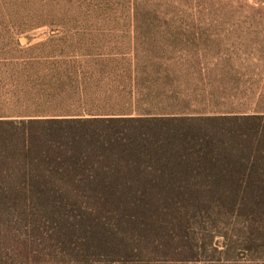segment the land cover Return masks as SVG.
I'll return each mask as SVG.
<instances>
[{
    "label": "trees",
    "instance_id": "1",
    "mask_svg": "<svg viewBox=\"0 0 264 264\" xmlns=\"http://www.w3.org/2000/svg\"><path fill=\"white\" fill-rule=\"evenodd\" d=\"M79 33L32 47V107L0 119V264L196 259L203 221L263 226L264 115H210L203 56Z\"/></svg>",
    "mask_w": 264,
    "mask_h": 264
},
{
    "label": "rangeland",
    "instance_id": "2",
    "mask_svg": "<svg viewBox=\"0 0 264 264\" xmlns=\"http://www.w3.org/2000/svg\"><path fill=\"white\" fill-rule=\"evenodd\" d=\"M0 32H35L40 35L32 37L35 42L45 40L43 34L49 32H80L94 41L97 32H159L161 38L149 37L160 41L155 46L133 48L126 41L129 38L118 35L115 42L121 43L110 46L142 54L151 48L167 56L198 54L212 63L264 52L242 45L264 36V0H0ZM174 35L186 43L161 42ZM203 223L195 228L196 259L171 261L146 253L132 261L73 263L63 257H44L32 264H264V225L255 229L244 217Z\"/></svg>",
    "mask_w": 264,
    "mask_h": 264
},
{
    "label": "crops",
    "instance_id": "3",
    "mask_svg": "<svg viewBox=\"0 0 264 264\" xmlns=\"http://www.w3.org/2000/svg\"><path fill=\"white\" fill-rule=\"evenodd\" d=\"M35 32H0V119L20 118L13 114L14 110L24 107H32V92L30 79L32 71V47L50 48L76 42V40L61 39L69 35L66 32H49L43 34L45 40L37 41L32 37L40 36ZM114 39H101L96 42L88 40L86 46H100V42L110 44L115 42L116 37L123 36L134 48L155 46L159 40L149 37L162 35H149L150 32H115ZM152 33V32H151ZM159 33V32H158ZM118 35V36H117ZM103 40V41H102ZM125 42V41H124ZM163 44L181 45L186 40H180L179 35L170 36L167 40L162 39ZM126 43V42H125ZM122 45V44H121ZM236 45V46H235ZM241 44H231L237 47ZM242 45H250L264 49V36L256 42H243ZM120 47V46H114ZM249 47V46H244ZM206 70L201 72L203 82L199 83L198 92L204 94L202 107L214 110L210 115H264V52L259 54L240 56L239 59H220L215 62H204ZM203 65V66H204ZM200 66V67H203ZM22 67L28 70L22 76L23 81H28V99H22L21 72ZM25 94V92H24Z\"/></svg>",
    "mask_w": 264,
    "mask_h": 264
}]
</instances>
